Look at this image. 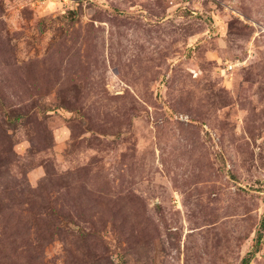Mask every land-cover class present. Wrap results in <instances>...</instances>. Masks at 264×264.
Wrapping results in <instances>:
<instances>
[{
  "label": "rangeland",
  "instance_id": "rangeland-1",
  "mask_svg": "<svg viewBox=\"0 0 264 264\" xmlns=\"http://www.w3.org/2000/svg\"><path fill=\"white\" fill-rule=\"evenodd\" d=\"M263 224L264 0H0V264H264Z\"/></svg>",
  "mask_w": 264,
  "mask_h": 264
},
{
  "label": "trees",
  "instance_id": "trees-1",
  "mask_svg": "<svg viewBox=\"0 0 264 264\" xmlns=\"http://www.w3.org/2000/svg\"><path fill=\"white\" fill-rule=\"evenodd\" d=\"M263 226H264V224H263ZM262 239H263V232L260 231L258 234V237H257V246H260ZM244 262H245L244 264H249L250 258H245Z\"/></svg>",
  "mask_w": 264,
  "mask_h": 264
}]
</instances>
